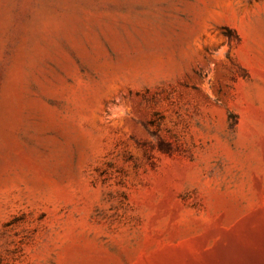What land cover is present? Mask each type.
<instances>
[{
    "label": "rangeland",
    "instance_id": "374dc122",
    "mask_svg": "<svg viewBox=\"0 0 264 264\" xmlns=\"http://www.w3.org/2000/svg\"><path fill=\"white\" fill-rule=\"evenodd\" d=\"M0 264H264V0H0Z\"/></svg>",
    "mask_w": 264,
    "mask_h": 264
}]
</instances>
